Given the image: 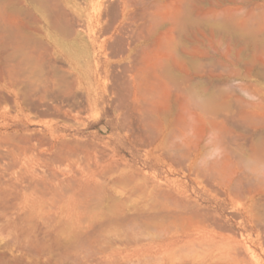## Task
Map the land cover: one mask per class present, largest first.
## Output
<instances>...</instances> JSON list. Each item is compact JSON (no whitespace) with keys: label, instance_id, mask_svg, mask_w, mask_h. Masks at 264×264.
Segmentation results:
<instances>
[{"label":"rangeland","instance_id":"rangeland-1","mask_svg":"<svg viewBox=\"0 0 264 264\" xmlns=\"http://www.w3.org/2000/svg\"><path fill=\"white\" fill-rule=\"evenodd\" d=\"M116 1L120 0H73L71 3L77 16L85 19L86 32L92 39L97 38L98 43L106 36L104 33L106 26L109 24H113L112 27L120 26L126 22L122 21L120 13L119 17L117 14V17L111 14L117 13L113 12L114 9H110L111 2L115 4ZM139 1L131 0L134 5L140 4ZM143 1L147 2L144 4L145 7L148 6L154 14L160 11L156 14L157 16L163 11V14L158 17L161 18L160 20L166 17L165 21H161L164 24L160 22L161 25L158 28L159 37L163 34L161 42H166L164 47L168 46L165 49L163 43L159 42L160 38L155 42L156 46L153 41L149 43L150 47L144 46L148 49L139 47L141 46L140 42L132 43L131 48L133 49L128 51H122L118 46L114 49H96L94 60L88 64L86 56L81 54L80 49L83 47L81 43L80 47L71 45L70 50L67 48L69 51L58 46L57 52L53 54L43 48L39 50V48L31 46V49L28 50L32 53L34 51V55L36 54L34 68H40V71H36L32 76L31 81L32 84L34 83L33 85L37 83L34 87L38 90L41 88V93L39 91L36 95L37 90L35 89V96L32 95L30 100L26 98V101L30 102L25 103V97L16 95L10 86H0V94L3 91L0 95V100L2 97L0 101V264H183L179 258L186 259L188 255L192 254V251L203 249L198 245L170 243L169 237L166 236L165 223L172 224V219L162 221L147 216L151 215V212L154 214L153 204L158 203V200L161 201L162 195L173 199L180 193H183V196L191 204L197 205L195 207L200 209L202 214L204 212L203 216L208 221L206 218L196 220L203 221L205 219V224L216 241L227 246H236L240 249L243 257L254 259L252 252L247 250V246L251 243L250 238L256 239L257 232L248 231L244 227L241 202L248 184L260 183L253 177L252 172L256 171L262 163L256 155L257 146L264 145V0ZM154 1L158 3L156 4ZM25 2L26 6L32 7L28 0ZM182 3L183 5H180ZM104 4L110 7L108 8ZM14 6L16 5L7 8L6 13L14 14L15 10L13 9L17 10ZM183 6L185 9L191 8L193 16L205 17L207 21H212V24L207 22L204 24L206 27L203 24H196L189 27L185 34H181L177 30H170V24L172 27L174 17L177 12L182 11ZM156 7L158 11L155 10ZM10 8L14 11L13 13ZM108 9L111 11L109 12ZM228 17L233 20L236 27H239L237 28L240 29L239 35L231 32L224 33L211 26L214 19L216 21V19ZM131 23L133 24V21ZM167 26L169 27L167 28ZM169 31L173 33L171 35L174 39L169 37ZM117 33L114 32L112 39H116L114 37L118 36ZM240 33L243 35L240 36ZM237 36L240 38L238 39ZM43 39L45 42H52V39L47 35H44ZM171 39L176 41V44L171 42L174 46L169 44ZM175 41L173 42L175 43ZM151 43H154V46ZM159 44H162L163 48ZM36 49L37 51H35ZM0 50L3 51L1 48ZM1 51L0 63H4L3 55L5 57V53ZM2 53L4 54L2 55ZM134 53L137 54L136 57ZM70 54H72L71 57ZM147 54H152V59ZM155 55L158 58L161 56L163 59L166 57V60L159 59L164 63L165 61L170 63L175 75L191 74L192 77L189 76V80L179 79L182 83L187 81L181 85L187 89V92L185 88L181 90L179 86L176 89V83H172V77L167 76L164 72L166 76L162 75L161 71L150 67L153 64L150 60L154 62ZM142 59L144 62L150 60L143 62L145 65L142 63L140 65ZM180 61H182L181 64ZM127 63L130 65L125 67L128 65ZM4 64L6 65V63ZM5 65L4 67L7 68ZM54 66L68 70L69 78L71 75L74 78L77 73H80L83 94L85 92L84 95H86L89 88L92 87L94 89L92 94L98 93V103L92 106L85 103L76 109L75 106L68 107L60 100L58 102L56 98L54 100V96L52 97L51 94L47 93L48 96L47 94V97L44 96V92L46 93V91L43 92L44 89L48 90L54 87L57 91L55 87L58 84L53 86L51 77H49ZM4 67L1 63L0 72H3L0 73V80L2 76L8 75L5 71L9 72L12 68L11 65H8L7 69ZM148 67L150 68L148 69ZM141 68L144 70H139ZM187 69H189L188 72ZM137 71H140L138 75L140 73L145 78L140 77V79L148 83V87L154 90V92L152 90V94L160 97L170 95L169 97L175 98L176 94H178L176 98L187 97L190 92L187 87L193 86L198 81L194 89L191 87L192 90L196 89V92L191 91L192 95L196 93L195 95L199 97L201 94L200 97L205 99L212 97L213 104L219 98L214 104L217 111H215L216 109H213L214 112L211 113L209 111L212 110L207 113L202 111L205 124L198 122L199 126L195 127V133L197 132L198 136L205 134L202 146L205 144L203 148L205 156L209 160L222 161L226 158L230 166L241 167L243 172L251 176L248 181H242L243 186L239 196L231 197L218 186L208 184L207 187H203V184L198 183L185 173L181 159L179 162L159 159V153H150L148 147L137 144L130 132L122 128L121 118L126 110L120 107L119 103L125 96L128 98L132 94L129 85ZM153 72H156L160 77L155 78L156 74L149 77ZM38 73L41 78L37 76ZM148 78H150L149 82ZM128 81L130 82L127 83ZM178 81L177 84L180 85V81L179 83ZM154 82H158V85ZM163 84L167 85L166 88L162 87ZM159 87L162 88L161 91ZM59 88H61L60 85L58 90ZM121 88L122 90H120ZM179 89L180 92L183 91L182 93L186 92V96L175 91H179ZM155 90L160 92L157 93ZM210 90H213V93ZM7 95L10 100L6 97ZM260 98L262 101H259ZM41 102H43L42 105ZM211 120H213L212 123H210ZM214 125H218L219 128ZM13 136L15 140H13ZM59 147L62 150L58 151ZM26 158L32 160L38 173H47L48 175L56 173L64 178H69V176L84 170L100 171L102 166L107 165L113 169L118 168V172L114 178L111 175L102 178L103 181H106H102L106 186L104 197L92 195L86 200L84 194L73 188L64 186L56 192L51 188L49 181L44 182L27 176L23 166ZM120 176L130 180L118 183L117 178ZM140 178L141 180H139ZM161 193L162 195H159ZM115 198V201L117 199L119 201L126 200L127 205H130L128 207L131 210L127 208L124 215L125 219H128L127 221L108 220V217L101 216L102 210L107 209L111 200L113 202ZM167 198L162 200L165 204L170 202L167 201ZM75 201L78 205L82 201L86 202L87 208L83 220H86L88 216V221L85 222L88 227H85V220L78 223L76 219L78 210L71 206ZM133 207L135 210H140L139 214L137 213L139 216L136 215L142 219L141 222L138 217H136L137 220L134 219L136 216L134 213L137 210L132 211ZM140 212L142 214L144 212L145 218L141 216L142 214L140 215ZM95 215L101 218L95 217V219ZM127 222L130 223L126 224ZM189 225V222L182 221L178 222L177 228L182 232ZM251 249H255L264 261V243L258 247L253 246ZM172 256L176 260L169 262L167 259ZM110 259L115 261L110 263L108 261ZM162 260H166L165 263Z\"/></svg>","mask_w":264,"mask_h":264},{"label":"bare ground","instance_id":"bare-ground-1","mask_svg":"<svg viewBox=\"0 0 264 264\" xmlns=\"http://www.w3.org/2000/svg\"><path fill=\"white\" fill-rule=\"evenodd\" d=\"M28 1L32 5V7L26 6L27 4H26L25 0H0V8H1L0 9V48L3 50V51H1V50L0 51L5 53V57L3 55L4 53H2V55H3V59H5L4 63H6L7 68H9L8 65L12 66V68L9 70V72H8V70L5 71V72H7L8 75L2 74L4 76H2V78L0 80V86H3V87L10 86L16 95H20V96L25 97L24 101H26V98H27V100H28V98L30 100L32 95L35 96L34 92H35L36 88L34 86L37 83L35 85H33L34 83L32 84L31 79H32V76L36 73V71H38L40 69L38 67L34 68V62L36 60V57H35L36 54L34 55L35 52L33 50H32L33 53L28 50V49H31V46H34L37 49L39 48V50L43 48L47 52H50L53 54V53L57 52L58 46H61L64 50H66L67 48L69 49L71 45L73 47H80V43H81V44H83V47L80 49L81 54L86 56V60L89 64L94 60L96 49H109V48L114 49V48H117V46H118L122 51H125V50L128 51V50L133 49V48H131L132 43L136 44V43L140 42L141 46H139V47L143 48L144 46L150 47L149 43L152 41L154 43L159 41V40H157L158 38H160L159 42H161V37L163 39V36H162L163 34L160 35L161 37H159V35H158L159 34L158 28L161 25L160 22L166 20L165 19L166 17L164 19L162 18V20H160L161 18L160 19L158 18L161 14H163V11H162V13H160L157 16L156 14H158L160 12L157 10V7H156V9L155 8L154 9L157 10L158 13L154 14V12L150 11V8L148 6L145 7L144 4L147 2L144 3L143 0L139 1L140 4L138 3L135 5L131 2V0H120V1L118 0L119 2L116 1L117 3H115V4H114V2L113 3L111 2V4H112V5L110 4L111 7L109 5L107 6L106 4H104V5H106V7H108V8L110 7L111 10L114 9L113 12H115V11L117 12V13H111V14H113L115 16L117 14V16L119 17L118 14L120 13L122 16V21H126V22H125V24L120 25V26L114 25L112 27L113 24H111V25L109 24L110 26L109 25L106 26L107 28H104V33L106 34V36L103 38V40L100 43H98L97 38L92 39L90 37V35L86 32L85 29H87V28L84 24L85 19H82L79 16H77L73 4L71 5L73 0H28ZM155 1H158V0H155ZM155 1H154V3H156ZM185 1H187V0H185ZM137 2H135V3H137ZM151 2H152V0H151ZM181 2H182V0H181ZM185 4H184V6H185ZM13 5L17 6V7L14 6L15 8H17V10L13 9V10H15V12L12 11V8H14V7H12L10 9H11L12 13L14 12V14L10 15L9 13H11V12H9L7 14L5 10L7 8L13 6ZM140 5L142 6V8H140L141 7ZM166 5L167 4H165V6ZM180 5H183V3ZM187 5H188V3H187ZM184 6H183L184 10L182 9V11H179V12L175 11V12H177V14L174 17L173 26L171 27V24H170V27L167 26V28L169 27L170 30H177L181 34L182 33L185 34V32H187V29L189 27L194 26L196 24H198V25L203 24L204 25L207 22H210V24H212L211 23L212 21H207V19L205 17H204L205 18L204 19L203 17L200 18V17H196L195 15L193 16L192 12L190 11L191 8H187V6H186L187 9H185ZM111 10L108 9L109 12ZM105 12H107V11H105ZM167 16H168V14H167ZM172 18H173V16H172ZM113 19H114V17H113ZM131 21H133V24L131 23ZM161 23L164 24L163 22H161ZM210 24H207V25L209 26ZM211 26H214V28H217L218 30H221L224 33L231 32V33H234L236 35H239V31H240V29H237L239 27H236V25L233 24V20L230 19L229 17L228 18H219V19H216V21L214 19L213 25H211ZM114 32H118L117 33L118 36L114 37L116 39H112L113 38L112 35L114 34ZM171 34L173 35V33L170 32L169 37L170 38L172 37V39H174ZM181 34H179V35H181ZM234 34H233V36H234ZM44 35L49 36L52 39V42H49V43L45 42L43 39ZM167 35H168V33H167ZM241 35H243V34L240 33V36ZM240 36H237V38L239 39ZM165 40H168V39H165ZM171 40H169L170 41L169 44H172V43L176 44L175 40H172V41ZM173 41H175V43ZM161 43H163V42H161ZM165 43H163V47H164ZM153 44L151 43V45H153ZM156 44L157 43H155V46H156ZM159 45H161V47H162V44H159ZM183 45L186 46L185 44H183ZM146 47H144V49ZM165 47H168V46L165 45ZM165 47H164V49H165ZM162 48H159V49L163 50ZM173 48H176V47H173ZM37 49L35 51H37ZM146 49H148V48H146ZM152 49H153V47H152ZM157 50H158V48H157ZM182 50H183V48H182ZM73 52H75V51L73 50ZM135 53H137V52H135ZM154 53H156V52L154 51ZM166 53L168 54V52H166ZM37 55H38V53H37ZM74 55H76L77 57L79 56L77 54H74ZM136 55L137 54H135V57H136ZM147 55H149V54H147ZM41 56H42V54H41ZM71 56H72V54H70V57ZM139 56H141V55H139ZM149 56L152 59V54ZM0 57H1V53H0ZM137 58H139V57H137ZM159 58L161 60H164V59L166 60V57L163 59L161 56H159ZM159 58H158V56L155 55V58H153V59H155L154 62L151 61L150 59H148V60H150V62L153 63L152 64L153 66L151 64H150L151 66L150 65H148V66L154 67V70L161 71L162 73L164 72L167 76L172 77L171 78L172 83L173 82L176 83L175 88L178 89V86H179V88L182 90L183 87L181 85L185 82L187 83V81H183V80H189V78L192 77L191 74L190 75H184L183 73H181L182 76H180L181 74L175 75V73L172 72L173 71V67L171 68L172 65L170 66V63H168V62L166 63V61H165V63L162 62ZM187 58H189V56ZM148 60H146V61H148ZM141 61L142 62H140V65H141V63H142V65H145L144 63L146 61L144 62L143 59ZM191 61H193V60H191ZM181 62L182 61H180V64H181ZM1 63H2V66L4 67L5 64L3 62H1ZM129 63H131V61H129ZM129 63H127L128 65H126L125 67L129 66L130 65ZM194 63H195V61H194ZM125 64H123V65H125ZM174 64H175V62H174ZM52 65H53V62H52ZM194 66H195V64H194ZM204 66H205V64H204ZM150 67H148V69ZM232 67H234V66H232ZM4 68H6V67H4ZM142 68L139 70H141V71L144 70ZM127 69H129V68H127ZM135 69H137V67H135ZM189 69H187V72ZM194 69H197V68H194ZM201 70H203V69H201ZM67 71L68 70H63L61 68L59 69V68L54 66L51 69V72L49 74L50 76L49 75L48 76L51 77V79L50 78L49 79L52 80L51 82L53 83V86L54 85L56 86L58 84L57 86L59 87V85H60L61 88H59V90H58V87L56 86L55 87V88H57V91H56V89H54V87L50 86L52 88H50L48 90L47 89L43 90V92L46 91V93L44 92L43 95L46 96L47 93L51 94L52 97L54 96L53 97L54 100L56 98L58 102L61 101V103L63 102L65 104H67L68 107L71 106L70 108L75 106L76 109L79 108L81 105H84L85 103L89 106H92L93 104L98 103V101H99L98 100L99 99L98 93L95 92V95H93L92 93H93L94 89H92V87L89 88L86 95H84L85 92L83 94L80 73H77L76 77H74V78L71 75L70 78H73V79H70L69 78L70 75L68 76ZM2 72H0V73H2ZM138 72H140V71H137V73H135L133 75L130 85L128 84L132 90V94L128 98H126V96H125L124 99L120 100V103H119L120 107H123L126 110L124 112V114L122 115V118H121L122 128L127 129L130 132V135H132L134 141L137 144L148 147L150 153H152V154L159 153L158 154L159 159H163L165 161L171 160V161H177V162H179V159H181L183 161V163L182 162L181 163L184 164L183 167L185 169L184 170L185 173L189 174L198 183L203 184V187H207L208 184L211 186L214 185V186H218V187L222 188L224 190V192L231 197L239 196V194L242 191L241 190L242 186H243L242 181H244V180L248 181V179H250L251 176L249 174L243 172L241 167L236 166V168H235L233 166H230L228 163V160L226 158H224L222 161L209 160L205 156L206 153H205V149L203 148L205 146V144H203L204 146H202V142H203L205 134L202 136L200 134V136H198L199 134L197 135V132L195 133V127L197 126V128H198V126H199V124H197V123L198 122L204 123V121H205L204 116H203V114H204L203 112L206 111L205 113H207V111H209V110H212V111H209L210 113L214 112L213 109L214 110L216 109L214 104L219 100V98L217 99L216 102L214 101V104H213L212 103L213 102L212 97L211 98L206 97L207 99H205L203 97H200L201 94L199 95V97L196 96L195 95L196 93L194 94L195 95V97H194V95H192L193 93H191V91L196 92L195 91L196 89L192 90V89H194V86L198 82V81L196 82L195 80H194V82H196L195 84H193V82H192L193 86L189 85L190 87L189 86L187 87V85H186V87L188 88V91L190 90V92L188 93L189 95L186 93L187 89L185 87L184 88H185L186 92H184V93H182L183 91L180 92V89H179V91L175 90L177 92L182 93V95L184 94V96H186V94H187V97L176 98L178 95V94H176L175 98H171V97H169L170 95H167L169 92L168 93L166 92L167 94L165 93L168 97L164 96L165 94L163 95L164 97H160V96L152 94L153 89H151V87L150 88L148 87L149 86L148 83H145L140 79V77H142V76L140 75V73L138 75ZM194 72H195V70H194ZM164 73L162 75H165ZM152 74H156V72L151 73V75H149V77L152 76ZM37 76L40 77V74L38 73ZM42 76H44V75H42ZM155 76H156L155 78L160 77V76H157V74ZM245 76H247V75H245ZM152 78L154 79V77H152ZM142 79H145V78L142 77ZM179 79H183L182 80L183 83ZM154 80H156V79H154ZM169 80H170V78H169ZM178 80L180 81V85L177 84ZM149 81H150V78H148V82ZM157 81L160 83L159 79H157ZM179 81H178V83H179ZM129 82L130 81H128L127 83H129ZM161 82H162V80H161ZM165 82H166V80H165ZM52 83H51V85H52ZM157 83H155V84H157ZM152 85H153V83H152ZM213 85H215V84H213ZM113 86H115V85H113ZM118 86L120 87L119 84H118ZM166 86L167 85L164 86V84H163L162 87L166 88ZM183 86H185V85H183ZM191 87H193V88L191 89ZM202 88L203 87H201V89ZM217 88H220V87L217 86ZM160 89H162V88L159 87V90ZM215 89H216V87H215ZM36 90H37L35 92L36 95H37V92H39V91H40L39 93H41V88H40V90H38V89H36ZM120 90H122V88ZM131 90H129V91H131ZM159 90H158V92L161 91V90L160 91ZM212 91H211V93H213ZM216 91L218 92V89ZM153 92H154V90H153ZM228 92H230V91H228ZM2 93H3V91H2ZM199 93H201V92H199ZM48 94H47V96H48ZM8 95L6 96L7 98H9ZM51 95H50V97H51ZM190 95H191V97H189ZM211 95H209V96H211ZM179 96H180V94H179ZM207 96H208V94H207ZM217 96H216V98H217ZM219 96H220V94H219ZM223 96H226V95L223 94ZM118 99H120V98H118ZM1 100H2V97H1ZM9 100H10V98H9ZM47 100H46V102H47ZM214 100H215V98H214ZM259 101H262V98H260ZM28 102H30V101H26L25 103H28ZM33 103H31V104H33ZM42 103L43 102H41V105H42ZM259 103H262V102H259ZM213 105H214V108H213ZM216 106H218V105H216ZM31 108H32V106H31ZM41 109H42V107H41ZM50 109H51V107H50ZM215 111H217V109ZM213 120H211L210 123H212ZM215 127H218V125ZM208 129H210V128H208ZM201 133H202V131H201ZM23 136L25 137V135H23ZM24 137L22 139H24ZM13 138H14V136H13ZM13 140H15V138ZM19 142L24 143L23 141H19ZM26 142H27V140H26ZM18 149H19V147H18ZM29 149H30V147H29ZM59 149H61V147L58 148V151H59ZM64 152H65V150H64ZM56 153H58V152H56ZM61 154H63V153H61ZM256 155L258 158H260V161H262V163H260L261 166L260 167L258 166L259 168L257 167L256 171L254 170L252 172V175L254 178H256V180H259L260 183H256L255 185L249 183L248 188L243 195L244 196L243 200L241 202L244 227L248 231L257 232L256 239L250 238L251 243L249 246H247V250L252 252V257H254V259L253 258L247 259L246 257H243L240 249L236 246H233V245L227 246L225 244H221V242H219V241H216L214 239V237L210 234V231L205 224L206 223L204 221L205 219L203 220L204 223H203V221H201L203 218H206L205 216H203L204 212L202 214L200 209H197L195 207L197 205L194 206V204H191V202H189L183 196V193L178 194L179 196L175 195L173 197V199H171L172 197L171 198L170 197H168V198L163 197V195L161 193L159 195H162V197L161 196L160 197L163 199L167 198V201L168 200L170 201L169 204H165L162 201L163 199L160 198L164 204L162 205L161 201L158 200V203L153 204V207H152L154 209V214H153V212H151L153 215L151 214L152 215L151 216L149 214L150 216L149 215H147V216L151 217L152 219L155 218L154 220H157V218H158L159 220H162V221H164V220L169 221L172 219L173 222H172V224H170L171 226L173 225L172 227L167 224L168 222L167 223L164 222L166 225L165 226L166 227V229H165L166 236L169 237L170 243H172V244L183 243L184 245H189V246H197L198 245L203 249L200 251L198 250L196 252L192 251V254L188 255L186 257V259L179 258L181 263H183V264H264L263 258L259 256L260 254H257L255 249H251L253 246L258 247L264 243V179H262V178H264V145H258L257 146ZM55 157H57V156H55ZM24 160H25L23 162V166L25 167L24 173L27 176H31V178L39 179V180L44 181V182L49 181L51 183V185H50L51 188L53 190H55L56 192L59 189H62V187H64V186L73 188L76 191H80V193L84 194V196L86 197V200H87V197L92 196V195H99L100 197H104V195L106 193V186L103 182H106V181H103L102 178L105 177L106 175H111L112 178H114L116 173L118 172V168H115V169H117V170H115L110 165H107L105 167L102 166V169L100 171H98V170H84V171L79 172L78 174H74L73 176H69V178H64V177H60V175H58L56 173H54L52 175L49 174L50 176L47 173L40 174L37 172V170L34 167L31 159L26 158ZM173 164L175 165V163H173ZM177 164H179V163H177ZM178 167H179V165H178ZM183 167H182V169H183ZM130 176H131V174H130ZM135 177H138V176H135ZM129 180L130 179L127 180V178H125L124 176L123 177L120 176L117 178L118 183H119V181L120 182H126ZM139 180H141V178ZM115 181H116V179H115ZM164 193H165V191H164ZM111 198H113V197H111ZM130 199H131V197H130ZM115 200H116V198L114 199L113 202L111 200V203H110V205H108L107 209L102 210V214L100 213L101 216L108 217V220L114 219V220H126L127 221L128 219H125L124 215H125V212H127L126 211L127 208L131 210V208L128 207L130 205L129 204L127 205L126 200H125L126 202L124 200L119 201V199H117V201H115ZM148 200H150V199H148ZM153 201H156V200H153ZM75 203H76V201L74 203H72L73 205H71V206L74 209L76 207V209L78 210V213L76 214L77 215L76 219H77L78 223L80 221L83 222L85 220V219L83 220V218H84L83 215L86 213L87 204L84 201H82L81 204H79V205L77 203L76 204ZM146 205H147V203H146ZM150 205H151V202L149 204V207H150ZM134 208L135 207L132 208L133 209L132 211L135 212L137 209L135 210ZM138 211H140V210L138 209L136 211V213H134V214L135 215L137 213L139 214ZM202 211H204V210H202ZM131 212H130V214H131ZM144 212H143V214H142V212H140V215L142 214L141 216H143ZM130 214L128 215V217L130 216ZM134 214H132V215H134ZM137 215L134 216V219H136V217L139 216V215L138 216ZM145 215H146V212H145ZM95 217L101 218L100 216H96V215L94 216V218ZM89 218H92V217L89 216ZM138 219H139V217H138ZM196 219H201V220H196ZM139 220H140V222L142 221V219H139ZM87 221H88V216H87L86 220L84 221V224ZM90 221H91V219H90ZM182 221L183 222H189L190 225L187 229L180 232L179 229L177 228V225H178V222H182ZM207 221H208V219H207ZM129 223L127 222L126 224H129ZM85 227H88V226L86 225ZM161 228H163V227H161ZM161 231L163 232V229ZM112 260L113 261H111V259H110L108 261L110 263L111 262L113 263L115 260L114 259H112ZM167 260L169 262H174L176 260V258L172 256V257H169ZM116 261H118V260H116ZM165 261L162 260L163 263H165Z\"/></svg>","mask_w":264,"mask_h":264}]
</instances>
